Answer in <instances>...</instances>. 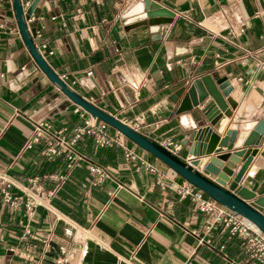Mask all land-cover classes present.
<instances>
[{
    "label": "crops",
    "instance_id": "1",
    "mask_svg": "<svg viewBox=\"0 0 264 264\" xmlns=\"http://www.w3.org/2000/svg\"><path fill=\"white\" fill-rule=\"evenodd\" d=\"M155 1L174 14L171 23L124 25L120 17L138 0H39L29 28L40 35L33 42L46 64L71 89L130 128L137 121L134 131L151 141L180 145L174 155L188 163L197 144L205 156L211 133L247 132L264 120V0ZM0 13L11 29L0 38V172L13 195L33 178L56 191L50 206L33 212L0 198V264H260L196 203L179 198L185 180L99 120L140 160L87 136L70 168L64 157L41 155L45 137L25 150L36 123L70 136L91 117L34 64L12 32V7ZM213 74L230 82L231 119L220 113L208 123L200 107L178 113L192 83ZM256 148L240 185L264 197V138ZM90 167L106 178L93 186Z\"/></svg>",
    "mask_w": 264,
    "mask_h": 264
},
{
    "label": "water",
    "instance_id": "2",
    "mask_svg": "<svg viewBox=\"0 0 264 264\" xmlns=\"http://www.w3.org/2000/svg\"><path fill=\"white\" fill-rule=\"evenodd\" d=\"M10 2L18 33L34 64L65 97L91 118L115 129L138 148L166 165L191 186L203 192L209 201L239 215L264 234V215L262 214L264 197H259L256 192L240 185L242 177L253 157L257 154L256 147L260 140L264 138V120L258 122L252 130L247 132H238L228 128L223 136H218L214 132L211 133L208 138L210 148L207 149L206 145L203 150V156H205L200 158V145L197 144L191 154L195 158L187 163L158 143L151 141L114 117L99 110L61 80L46 64L30 37L20 1L10 0ZM38 2L39 0L31 2L25 11L26 16H30L35 11ZM173 17L172 12L162 8L155 0H138L120 18L124 25L147 21L152 26L169 24L172 22ZM83 88L87 90V86ZM231 91L232 87L227 78H221L218 74L203 76L192 83V88L185 94L178 113L200 107V112L208 123H211L220 113L227 119H231L232 110L236 107L228 99ZM182 92L180 91L177 97H180ZM228 145H231L234 149L232 154L226 152ZM246 149H251V151L233 175L231 167L240 163ZM213 154L214 156H211Z\"/></svg>",
    "mask_w": 264,
    "mask_h": 264
},
{
    "label": "built area",
    "instance_id": "3",
    "mask_svg": "<svg viewBox=\"0 0 264 264\" xmlns=\"http://www.w3.org/2000/svg\"><path fill=\"white\" fill-rule=\"evenodd\" d=\"M19 1L30 37L32 39L40 37L37 31L29 28V25L33 21L32 14L30 16L25 15V11L33 0ZM5 4L11 7L10 0H0V6ZM13 31L17 33V29H13ZM6 32H11V29L7 27L4 17L0 13V38ZM259 66L263 68L264 64L259 62ZM88 75L90 76V74ZM138 125L139 123L136 121L134 128L131 129H136ZM84 136L91 137L99 146H120L126 160H140L135 153L121 145L116 138L107 135L105 125H96V119L93 118L86 119L82 122V125L76 126L70 136H66L62 131H52L51 126L46 122H38L34 125L33 134L25 144L24 149H31L33 144L45 137L46 142L41 155L48 160L64 157L68 162L67 167L70 168L75 161L80 159L76 152V147ZM163 147L174 155L181 146L167 141ZM147 168L150 172H155L153 167L147 165ZM90 171L94 172L97 177L96 181L92 183L93 186L101 183L106 178V174L99 168L90 167ZM158 184L161 185L160 182ZM11 187L12 183L7 175L0 172V198L2 201L14 207H21L23 205L27 212H33L37 207L44 208L50 206L56 194L55 190L44 191L39 184L38 178L31 179L29 186L22 191L21 195H13L10 191ZM176 192L179 198L188 199L196 203L201 212L213 219V225L222 227L225 230L227 240L235 242L244 250L249 258L256 260L260 264H264V234L252 223L224 207L209 201L203 192L187 182L178 185Z\"/></svg>",
    "mask_w": 264,
    "mask_h": 264
},
{
    "label": "trees",
    "instance_id": "4",
    "mask_svg": "<svg viewBox=\"0 0 264 264\" xmlns=\"http://www.w3.org/2000/svg\"><path fill=\"white\" fill-rule=\"evenodd\" d=\"M236 244V243H235ZM237 245V244H236Z\"/></svg>",
    "mask_w": 264,
    "mask_h": 264
}]
</instances>
